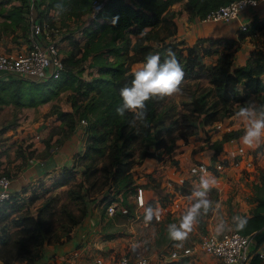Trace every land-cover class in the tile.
Segmentation results:
<instances>
[{
    "label": "trees",
    "instance_id": "16d2710c",
    "mask_svg": "<svg viewBox=\"0 0 264 264\" xmlns=\"http://www.w3.org/2000/svg\"><path fill=\"white\" fill-rule=\"evenodd\" d=\"M101 1L102 8L95 12L93 0H33L37 19L41 22L45 19L49 25H52L51 15L46 11L49 7L57 9L61 18L74 16L78 19L83 13L92 14L88 23L79 26L83 41L80 44L71 37L72 47L63 54L65 65L56 77L41 81L14 74L0 77V105H35L69 89L67 97L72 110L64 111L52 105L49 111H57L62 123V137L72 133L81 118L86 119L83 142L76 153L77 161L83 164V177L78 182L82 192L78 191L77 196L81 200H89L85 201L84 210L87 212L83 216L75 217L69 213L73 224L83 220L97 199L108 204L121 194V199L126 202L127 190H135L130 174L138 161L131 149L134 144L140 159H160L174 150L177 138L186 140L189 134L213 124L221 115H231L250 105L258 109L264 106V51L261 48L252 49L248 60L235 67L232 65L236 48L233 37L207 36L191 45L184 44L183 39L162 40L157 46L143 31V27L160 22L162 12L174 2L182 1L190 16L202 18L210 9L231 0ZM42 3L44 6L40 7ZM29 4V0H20V4L12 5L6 15L20 22L25 18L24 12ZM58 4L63 5V10L56 7ZM256 27H264V19L251 22L246 31H253ZM24 28L29 31L28 24ZM216 45L222 47L221 54L215 62H205L203 55L215 52ZM169 51L175 54L184 72L181 84L183 107L179 109L176 103L168 102L167 97L150 100L145 121L133 126L130 123L132 113L123 117L116 113V108L122 103L120 90L131 85L137 61L156 54L163 63ZM239 133V129H231L223 137L228 139ZM255 149L264 151L263 139ZM75 171L73 165L63 166L53 176L52 187L75 178ZM260 180L255 182L256 205L250 214L237 216L246 221L244 226L237 227V221L233 220V228L243 233L264 224V171ZM191 185L189 181L183 182L184 194L191 190ZM40 186L41 191L46 189L42 183ZM26 190L27 187H22L13 191L0 203V222L21 208L22 193ZM30 192L35 194L31 195L32 199H36L39 193L37 185ZM94 192L99 195H93ZM127 210H132L129 203ZM44 212V207L37 213L22 211L0 223V264H12L18 258L25 259L26 264H38L44 244L51 241L53 234L51 216L44 215ZM67 229L69 233L70 227ZM188 258L185 256L179 260L185 263ZM252 264H260L258 255L253 257Z\"/></svg>",
    "mask_w": 264,
    "mask_h": 264
},
{
    "label": "rangeland",
    "instance_id": "374dc122",
    "mask_svg": "<svg viewBox=\"0 0 264 264\" xmlns=\"http://www.w3.org/2000/svg\"><path fill=\"white\" fill-rule=\"evenodd\" d=\"M162 29L172 30V20L168 16L154 26L143 27V31L149 36V41L157 46L164 38L161 34ZM75 33V41L81 44L84 36L82 31L77 30ZM71 47L72 43L67 50ZM182 98L181 91L180 94L167 97V101L176 103L181 109ZM59 99H64V94ZM12 113V110H4L1 116V119H4L2 124L14 120L11 118ZM236 116L234 115L231 120L238 121L239 118ZM224 117L221 115L219 119L223 121ZM231 120L226 123L232 122ZM240 125L239 123L237 127L240 130L239 135L228 139L223 137L228 131H222L229 126L227 127L223 122L198 128L189 134L186 140L177 138L174 150L170 154L165 153L160 159L153 157L140 159L136 145L131 147L134 150L135 159L138 160L130 171L135 190H127L126 202L121 199V194H117V198L113 200L116 203L115 211L111 215L104 212L107 201L101 202L97 199L95 205L92 204L89 207L92 210L97 206L96 209L101 215L102 236L109 237L112 241L106 244L109 247L108 251L104 252L108 255L107 260L111 256L117 257L124 251L136 248L148 254L152 264H217L220 262L216 257L198 250L195 255L182 263L179 259H170L169 252L184 245H197L211 232H223L233 228L234 218L245 214L251 207L253 192L255 193V180L260 182L261 172L264 171V151L259 152L255 149L256 147L248 148L241 144L240 138L243 135L244 126ZM42 139L49 147L50 134L46 133ZM53 142L57 143L56 140L51 143ZM19 147L22 148V145L18 144L16 151ZM41 151H46V148L44 147ZM32 152L34 153L35 150L32 149ZM201 176L215 180L208 193L211 206L207 212L201 210L200 219H197L183 242L174 241L169 238L168 227L172 224L179 227L183 216L196 202L193 192L200 187ZM82 177L80 171L78 177L58 187H52V182L48 179L41 180L36 184L39 191L37 198L32 199L31 195H35L32 192L24 193L21 208L1 219L0 223H4L6 219L9 220L11 216L22 211L37 213L39 208L44 207V215L51 216L53 233L51 241L46 242L44 246L62 241L70 235V232H67L68 227L70 231L76 230L79 223L83 221L73 224L69 213L79 217L87 212L86 209L84 210V205L89 199L84 201L77 196L78 191L82 192L78 184ZM184 181L192 184L191 190L186 194L183 193ZM41 183L46 188L44 191H41V186L39 187ZM140 193L143 203L139 204L137 200ZM93 195L99 194L94 192ZM46 202H48L47 205H45ZM128 203L132 209L130 212H127ZM149 212H151L150 219L147 218ZM95 226L97 229H93L89 241H99V227ZM103 249L107 248L103 247ZM104 259L106 260V257Z\"/></svg>",
    "mask_w": 264,
    "mask_h": 264
},
{
    "label": "crops",
    "instance_id": "0c3cea01",
    "mask_svg": "<svg viewBox=\"0 0 264 264\" xmlns=\"http://www.w3.org/2000/svg\"><path fill=\"white\" fill-rule=\"evenodd\" d=\"M29 3L28 10L24 12L25 18L19 22L15 19L12 20L6 13L12 5L20 4V0H0V52L20 51L28 47L29 31L24 28V25L28 24L30 29L31 17L37 18L38 16L36 14L37 7L33 0H29ZM43 6V3L40 4V7ZM46 11L51 15L52 26L57 29L59 44L63 54H66L67 48L72 42L71 37L76 36L75 32L80 29L79 26L88 23L92 14L83 13L80 19L74 16L61 18V14L55 8L49 7ZM165 16L172 20V30L166 31V29H162L163 33L161 34L164 37L163 40L166 41L183 39L184 44L191 45L199 38L207 36L233 37L236 48L232 55V65L235 67L244 64L248 60L252 49L261 48L264 51V27H256L250 32L246 31L249 29L251 22L256 19H264V0H257L256 4L246 6L240 11L238 16L228 20H210L190 16L182 1L174 2L166 8L161 14V22ZM243 22L247 23L245 29L240 28ZM67 33H71V35H67ZM134 38L135 35L132 34V39ZM221 52L222 47L217 46L215 52L205 54L202 58L207 63L215 62ZM143 62L145 60L137 61V67L139 68ZM84 75H87V73L84 72ZM69 92V89L63 90L54 98L35 105H17L14 103H3L0 105V170L8 172L11 176L10 188L12 191L27 187V190L23 192L24 196V193L30 192L31 188L35 187L41 180L48 179L52 182L53 176L63 166L73 165L74 169H76V176L80 175L83 164L77 161L76 153L80 149L84 138L83 124L78 122L72 133L62 137L58 143H51L61 136L59 129L62 123L57 111H49L52 105L60 110H72L67 97ZM62 94H64V99L58 100ZM5 109L12 110L11 118H14V120L10 121V123L2 124L4 119H1V116H3ZM237 112L225 115L223 121L219 118L215 120L217 124H222L223 122L227 127L229 126L228 129L222 132L236 129L239 123L241 124L240 126H244L238 116H236L239 118L238 121L231 120ZM229 120L232 122L226 123ZM46 133H49L51 137L49 147L46 146L47 142L42 139V136ZM18 144H21L22 148L19 147L17 148L18 151H16ZM44 147L46 151L43 152L41 150ZM32 149L35 150L34 153ZM253 194L252 205L246 210L245 214H250L252 208L256 205L257 200L254 192ZM96 207L87 213L76 230L70 231L68 237L62 241L45 245L43 255L37 263L68 264L70 260H75L79 264H96L95 258L100 255L107 259L108 255L104 252L109 249L106 244L112 242L110 238L103 236V239H101L99 234L98 240L100 242L97 240L89 241L95 225L101 220V215ZM259 234L260 232L257 234V239L259 243H263L264 237ZM103 247L107 249H103ZM12 264H26V260L18 258Z\"/></svg>",
    "mask_w": 264,
    "mask_h": 264
},
{
    "label": "built area",
    "instance_id": "2783aa9c",
    "mask_svg": "<svg viewBox=\"0 0 264 264\" xmlns=\"http://www.w3.org/2000/svg\"><path fill=\"white\" fill-rule=\"evenodd\" d=\"M257 0H231L210 9L202 19L228 20L239 15L240 11L248 5H254ZM93 10L95 12L102 8L101 0H93ZM247 23L240 25L245 29ZM43 19L41 22L32 16L30 29L28 32V47L24 50L14 52H0V77L14 74L22 77H29L36 80H43L49 77H56L64 68L63 53L59 44V34L57 29ZM80 123H86L85 118H81ZM11 176L0 170V203L9 198L11 193ZM19 191V190H17ZM21 193V192H20ZM23 194V193H22ZM137 202L143 203L142 194H138ZM116 203L114 201L105 207L106 214H113ZM99 221L100 238L103 239L101 225ZM97 229V226H95ZM101 232V233H100ZM264 237V224L250 232L243 233L234 228L223 232H211L204 236L196 245H184L181 248L173 249L169 252L170 259L181 257H191L198 250L216 257L224 264H252L255 255L260 258V264H264V242L259 243L257 234ZM84 244V243H83ZM82 246V245H81ZM96 264H152L151 257L141 252L139 249H129L120 253L117 257L111 256L104 259L103 256H96ZM68 264H79L75 260H70Z\"/></svg>",
    "mask_w": 264,
    "mask_h": 264
},
{
    "label": "clouds",
    "instance_id": "9594fccd",
    "mask_svg": "<svg viewBox=\"0 0 264 264\" xmlns=\"http://www.w3.org/2000/svg\"><path fill=\"white\" fill-rule=\"evenodd\" d=\"M57 8L63 10V5ZM133 79L130 86L120 90L122 103L116 108L118 116L123 117L126 113H132L130 123L135 126L137 122H143L147 116V102L154 99L172 97L181 93V84L184 72L173 52L169 51L167 57L161 63V57L153 54L145 58V62L132 72ZM244 124L243 135L240 138L242 145L253 148L264 139V106L259 109L255 105L242 107L236 113ZM215 183L214 178L201 176L200 187L193 192L195 203L183 216L179 227L172 224L168 227L169 238L183 242L197 222L201 210L207 212L211 206L208 193ZM151 218V212L148 214ZM237 227H243L245 220L235 217ZM180 246V245H178Z\"/></svg>",
    "mask_w": 264,
    "mask_h": 264
}]
</instances>
